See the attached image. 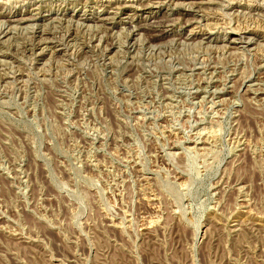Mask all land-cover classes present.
Wrapping results in <instances>:
<instances>
[{
    "label": "rangeland",
    "instance_id": "obj_1",
    "mask_svg": "<svg viewBox=\"0 0 264 264\" xmlns=\"http://www.w3.org/2000/svg\"><path fill=\"white\" fill-rule=\"evenodd\" d=\"M0 264H264V0H0Z\"/></svg>",
    "mask_w": 264,
    "mask_h": 264
},
{
    "label": "bare ground",
    "instance_id": "obj_2",
    "mask_svg": "<svg viewBox=\"0 0 264 264\" xmlns=\"http://www.w3.org/2000/svg\"><path fill=\"white\" fill-rule=\"evenodd\" d=\"M208 17H209V16H208ZM231 25H232V24H231ZM218 26H219V25H218ZM150 27H151V26H150ZM240 28H241V27H240ZM243 37H244V36H243ZM187 44H188V43H187ZM215 71H216V70H215ZM215 71H214V72H215ZM253 91H254V90H253ZM221 101H222V100H221ZM212 107H213V106H212ZM222 109H223V108H222ZM217 113H218V112H217Z\"/></svg>",
    "mask_w": 264,
    "mask_h": 264
}]
</instances>
